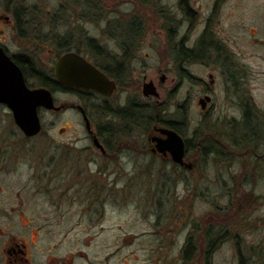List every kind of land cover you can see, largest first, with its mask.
Segmentation results:
<instances>
[{
    "label": "rangeland",
    "instance_id": "374dc122",
    "mask_svg": "<svg viewBox=\"0 0 264 264\" xmlns=\"http://www.w3.org/2000/svg\"><path fill=\"white\" fill-rule=\"evenodd\" d=\"M189 1L194 8L199 7L200 13L188 27L183 21L180 0H116L115 9L137 7L138 45L136 59L121 63V82L110 101L113 106L128 105L132 101L144 106L149 103L153 108L156 99L144 97L142 85L143 76L154 80L164 109L161 117L184 121L181 134L193 146L187 152L186 162H192L195 156V129L200 114L198 98L203 95L198 78L209 82V73L216 66L208 57L209 46L199 58L181 59L179 55L176 45L185 34L186 45L190 48L196 46L203 25L193 28L198 19L205 18L210 7V0ZM85 2L26 0L27 5L46 12L44 15L36 12L32 16L33 22H45L47 27L35 30L33 26L29 34L49 39V24L53 23L57 36L64 34L58 40H64L68 25L72 23V14L76 17L82 13ZM51 10L52 14L49 13ZM110 16L105 15L104 21ZM219 19L217 28L223 27L219 34L230 39L227 46L232 54V69L237 67L245 72V88L253 104L252 112L260 122L264 137V0H228ZM81 22L86 23L85 19ZM171 28L173 37L169 40L167 29ZM31 44L26 43L25 48ZM46 47L49 48V44ZM44 52L42 58H46ZM162 74L167 75L164 82L161 81ZM235 85L230 84V90L235 89ZM238 93L237 90L230 92L228 99L222 93L218 104L223 108L230 107L234 103L232 98L236 99L232 95ZM56 97L58 104L79 99L64 92H57ZM145 109L137 111V119L129 124V129L133 130L129 135L143 143L150 124L143 117L147 112ZM150 112L155 117L154 108ZM42 116L45 125L40 137L19 145V149L27 154V164L42 156L48 158L55 150L60 155L70 144L67 142L69 138L58 137L61 126L67 128L69 135L84 134L79 117L71 110L56 114L46 112ZM93 119L96 124L113 120L118 126L117 123L122 122L114 116L101 117L96 108ZM22 134L8 111L0 108V140H10L12 144ZM120 134H116L117 139L124 137ZM47 135H56L57 141H51ZM74 144L82 146L85 142ZM125 151L120 154V160L109 163L116 168L114 172L99 173L97 168L105 166L108 161L98 150L90 149V157L95 160L90 163L87 175H83L87 181L81 182L77 178L71 191L74 196L72 217L58 223V231L70 230L68 238L57 250L59 254L71 249L75 252L86 249L88 260L76 259L75 264H204L203 253L209 242L212 246L210 264H264V167L258 173L250 174L246 181L249 190L246 197L244 187L233 188L229 171L223 164L216 168L211 158L205 157L196 165L193 163L192 168H187L151 152ZM29 152H35V155H29ZM261 162L264 166V161ZM85 198L89 200V206L87 214L82 217L81 202ZM189 235L193 236L196 249L185 258L184 248Z\"/></svg>",
    "mask_w": 264,
    "mask_h": 264
},
{
    "label": "flooded vegetation",
    "instance_id": "af4514ba",
    "mask_svg": "<svg viewBox=\"0 0 264 264\" xmlns=\"http://www.w3.org/2000/svg\"><path fill=\"white\" fill-rule=\"evenodd\" d=\"M85 1V6L82 7L84 13L77 14L76 17L72 14V23L68 25L65 39L59 41L58 38H63L64 34L57 36L53 23L49 24V39L29 34L33 26L35 30L47 27L45 22H33V13H42L38 7L27 5L26 0H0V48L19 67L30 89L42 87L49 89L55 105L60 107L49 109L39 106L37 112L42 126L41 131L36 135L28 136L16 124L11 108L6 103L0 102V108L8 111L23 133L20 139L12 144L10 140H0V264H75L76 259L88 260V253L84 248L77 249L76 252L71 249L63 254L57 252L70 234V230L58 231L57 227L58 223L67 221L69 216L72 217L74 196L71 191L77 184V178L81 182L86 180L83 175H87L90 163L95 160L94 157H90L91 148L98 150L101 157L108 161L105 166L97 168L99 173L114 172L116 168L109 165L115 160H120V154L126 149V151L132 149L142 153L151 152L163 159H171L179 167H185L184 164L174 161L169 151L164 153L158 151L154 140V137L166 136L160 128L172 129L181 134L184 121L167 120L162 117L159 121H154L150 112L153 108L149 103H145L144 106L130 101L128 105L113 106L110 102L121 82L119 78L121 63L131 62L137 57L139 28L137 7L121 10L114 8L116 0H110L108 4L105 0ZM227 1L210 0L208 14L203 20L198 19L193 28L203 25L198 32L194 48L186 45L187 34L176 46L181 59L185 58L180 50H194L193 58H199L209 46L210 55L207 56L216 65L215 70L209 73V82L202 77L198 78L203 88V95L198 98L200 114L195 129V156L192 162L196 165L207 157L213 160L216 168L223 164V167L229 171L233 188L242 185L247 197L249 190L246 188V181L251 173H258L264 167L261 162L264 161V137L261 134L263 129L260 122L256 121L252 112L253 104L250 103L245 88L243 76L245 72H241L237 67L232 69L230 63L233 62L232 54L227 46L230 39L218 32H223L222 25L220 29L217 25L220 23L219 15L222 7ZM180 5L183 21H186L189 27L193 24V19L197 18L200 9L198 6L197 8L191 6L189 0H180ZM200 8L202 9V6ZM52 11L49 13L52 14ZM105 15H111L106 18V22ZM83 19L86 23L81 22ZM172 30L173 28L167 29L169 40L173 37ZM26 43L32 44L25 48ZM46 44H49V48ZM58 47L61 52H58ZM42 52L46 54V58L41 57ZM67 52L81 55L109 79L114 80L116 83L114 91L110 95H105L91 89L67 86L59 81L56 64ZM109 64L117 65L112 67ZM145 77L143 76L144 80ZM234 83L237 87L230 90L229 85ZM241 85L242 92L239 94ZM234 90H237L239 96L232 95L236 99L232 98L234 103L230 107L223 108L218 104L222 93H225L228 99L229 93ZM57 92L70 93L79 99L76 102L58 104ZM207 96L210 100L203 107L200 100ZM144 97L150 99L153 96ZM155 103L160 105V100L156 99ZM93 108L94 110L96 108L101 117L114 116V119L122 122H118V126L113 120L96 124L93 119ZM142 108L147 110L143 116L145 122L150 123L144 143L139 138L129 135L133 131L129 129V124L134 123L133 121L137 119V111H143ZM67 110L73 111L79 117L84 134L69 135L67 128L61 126L58 129L60 133L58 137L69 138L67 142L70 144L60 152V155L55 150L48 158L37 157V161H30L27 164L25 156L27 154L19 149V145L24 141L40 137L45 125L43 113L56 114ZM117 133H122L120 135L124 137L121 138L125 140L117 139ZM47 136L51 141H57L56 135ZM182 137L185 140L184 161H186V139L183 135ZM96 138L101 147L95 144ZM79 141L85 144L82 146L74 144ZM34 153L28 154L35 155ZM23 167L26 172L23 171ZM88 201L85 198L81 202L82 217L88 212ZM40 256L44 258L41 259Z\"/></svg>",
    "mask_w": 264,
    "mask_h": 264
},
{
    "label": "water",
    "instance_id": "95a60500",
    "mask_svg": "<svg viewBox=\"0 0 264 264\" xmlns=\"http://www.w3.org/2000/svg\"><path fill=\"white\" fill-rule=\"evenodd\" d=\"M56 74L62 83L67 86H75L91 89L110 95L116 88L114 80L109 79L93 64L74 52L63 54L56 64ZM166 78L162 74L161 81ZM144 96H153L160 99V91L151 80H145L142 85ZM210 97H203L200 103L203 107L207 105ZM0 102L6 103L12 110L16 124L28 136H33L41 131V122L37 112L39 106L49 109H59L55 105L51 91L45 87L30 89L23 77L19 67L0 48ZM88 122V119H87ZM165 137H154L158 151L164 153L169 151L176 162H180L187 168L193 167V162L184 161L185 140L177 131L160 128ZM95 144L102 145L95 139Z\"/></svg>",
    "mask_w": 264,
    "mask_h": 264
},
{
    "label": "trees",
    "instance_id": "16d2710c",
    "mask_svg": "<svg viewBox=\"0 0 264 264\" xmlns=\"http://www.w3.org/2000/svg\"><path fill=\"white\" fill-rule=\"evenodd\" d=\"M180 53L183 55V58H190V57L193 58L195 55L194 50H186V51L180 50ZM42 81L44 82V80ZM153 108L156 113L154 117V121H159V119H161L160 117L162 116V112L164 111V109L162 108L161 105L157 103H154ZM186 147H187V152L193 149V146L189 139H186ZM195 249H196V246L194 243V238L192 235H189L186 241L185 248H184V257L189 258L191 254L193 253V251H195ZM211 249H212V246L208 242V245L206 246V249L204 250V253H203L204 264H210L209 257H210Z\"/></svg>",
    "mask_w": 264,
    "mask_h": 264
}]
</instances>
